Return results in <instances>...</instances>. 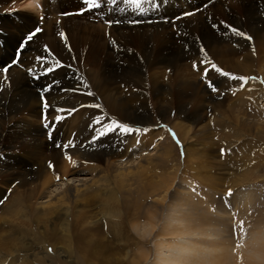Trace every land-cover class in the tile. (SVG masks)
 <instances>
[{
    "label": "bare ground",
    "instance_id": "obj_1",
    "mask_svg": "<svg viewBox=\"0 0 264 264\" xmlns=\"http://www.w3.org/2000/svg\"><path fill=\"white\" fill-rule=\"evenodd\" d=\"M68 1L0 0V68L12 63L18 51L21 52L19 64L9 69V72H12L9 74V87V83L1 82L2 79L7 78V74H0V90L9 88L12 90L10 94L4 90L6 94L2 93L4 97L0 98V111L6 112V117L12 115L14 118L17 112L27 107L34 113L35 118H39L38 115H40L41 119L44 107L38 99L44 95L49 97L50 93L47 91L51 88L53 80L61 75L64 67L78 60L73 56L60 55L59 58H54L55 61L46 60L42 68L35 66L38 53L61 50L60 45L56 44L52 36L55 23L50 22L49 24L48 22L54 16L58 19L59 15L55 13L77 12L87 7L82 5V0ZM112 1H115V8L111 7L112 2L108 3L106 0L101 10L98 11H101L109 21H119L121 24H113V27L118 30L148 25L167 27L165 22L167 7L163 11L164 0L142 2L138 13L129 14V16L126 15L124 9L129 7L130 10V6L135 5L119 3L118 0ZM232 1H220L217 9H213L214 20L218 24L222 14L230 13L229 8ZM155 6L159 9H155ZM244 7L251 12L246 17L242 14L245 18L243 17L241 22L246 27H250V35L244 33V36L251 37L250 40L234 34L229 28L230 31H227V28L223 29L221 39L216 37V32L213 39L210 38L212 34L206 35L215 27L205 30L201 26L200 30L190 28L191 30L193 28V36L198 40L194 38L186 41L191 45L189 46L191 51H189L190 48L186 49L185 43L183 46L181 44L182 53L185 51L186 53L182 57L183 54L179 48L177 60L183 62L182 60L188 56V60H193V62L186 63L185 66L180 65V69L176 67L177 76L173 77L176 78L177 84L169 93L171 98L169 105L178 106V119L186 118L195 125L200 123L198 116L194 117L193 113L192 116L184 108L188 103L198 104L199 108L204 104L206 100L204 95L201 94L198 97L194 95L195 90L202 88V83L196 84L195 79L184 82L181 74L183 69L186 71L188 65L197 61L206 63L205 66H197L196 70L201 74L207 72L208 76L212 77V79H207V82L216 80L220 82V86L226 83V86L219 88V97L216 95L218 98L215 96L208 101V103H211V100L215 101L218 113L225 112V107L231 103L225 101L230 99L229 93L232 92H229L230 90L233 89L242 96L240 100L236 98L232 108L229 105V110H237L234 114L230 113V119L225 117L224 113L221 117L217 113L214 119L218 126L224 123L227 125V128L222 131L223 137L219 144L228 151V154H232L236 167L219 160L213 147L215 145L213 135L209 136V130L214 131V127L206 126L204 134L208 131L207 135L196 140V137L191 135V132L196 130L191 125L192 122L187 125L176 120L175 128L184 143L185 167L193 172V177L210 191V194L202 195L200 190L195 191L189 187L187 170L181 177L178 163L174 161L173 152L176 151V146L170 137L168 136L169 139H167L166 135L146 132L152 126L151 117L146 118L148 115L146 109L148 106L145 108L147 97L143 93H140L141 96L133 94L127 102L125 101L129 108H122V112L117 108L118 101L124 102L127 98L117 99L114 93L109 94L112 91L110 84L106 87L107 89L104 88L109 96L96 98L99 76L94 75L92 79V74L86 75L88 57H84L85 64L76 63L80 72L76 74L72 69H67V72L72 73L65 79L72 85L81 81L79 87L81 98L77 103L70 101L64 103L62 107L55 105L61 102L60 98H53L47 111L45 109L47 112L45 114L49 117V129L54 127L53 133L51 131L49 134L48 130L45 131L46 128L44 129L40 121L37 127L27 125L22 127V130L20 129L21 138L15 134L9 136L10 138L6 140L8 145L5 144L7 150L0 154V178L3 176L8 178L6 188L14 187L8 202L4 200L6 202L0 205V262L9 258L8 264H264V124L258 118L241 116L246 112L242 110V107H247L249 103L254 104L258 99H264V35L262 34L264 33V14L259 15L260 13L256 14L254 11L255 9L264 12V0L255 2L247 0ZM21 8L26 9V12L19 15L22 23L20 25L19 21L10 20L9 16L18 18L14 13L19 12ZM150 9L154 12L151 13ZM230 9L233 10V8ZM188 11L190 10H186ZM181 12L169 16L175 19L176 16L182 15ZM93 17V14L84 12L83 18L76 15L74 18L94 22L96 19L94 20ZM134 21H144L145 24L137 26V23H132ZM179 22L177 23L180 24ZM170 24L169 26L172 27ZM34 26H38L41 31L38 36L36 35V40L27 41V34L34 31L29 32L28 30ZM223 27L226 26L223 24ZM169 29L172 30V28ZM200 31L205 35H202L201 40H199ZM164 33L158 30L153 35L157 51L156 44H161L166 38ZM24 34H26L25 37H23ZM3 36L6 47L2 49ZM235 36L239 37L238 41ZM24 40H26L25 43H23ZM38 41L40 43H37ZM16 42H18L17 45L10 48ZM11 52L15 54L12 59H10ZM194 52L198 56H195ZM173 55V50L169 48L166 56L158 58L156 63L155 53L152 57L142 56L141 63L136 64V67L127 75L129 74L132 79L136 78L138 87L142 90L143 85H148L140 73L138 76L137 72L141 70V66L146 70L153 67L159 69L163 66L164 71ZM237 55L242 56L239 58ZM9 59L12 61L10 62ZM74 64H70L72 66L69 67H74ZM174 64L171 65L174 66ZM213 65L223 72L244 77L246 83L241 80H232L231 76H221L213 69ZM25 66L26 70L23 71ZM189 68L192 70V66ZM48 69L52 71L49 73ZM253 72L261 74L262 84L250 78L251 75L257 76V73ZM192 74L189 73L188 79ZM218 83L215 82V84ZM73 88L75 87H70L71 90ZM89 92L92 95H89ZM166 93L168 92H164L161 88L152 91L153 96H156V103L160 104L159 108L163 106L161 103L163 98L161 100L160 96L164 97ZM6 95L11 96L8 98ZM3 99L10 103H3ZM37 101L39 104L36 103ZM132 103H138V105ZM91 104L98 106L94 105L96 108L92 112H90ZM257 108H259L258 115L254 114V116L261 118L264 115V108L261 106ZM140 112L143 116L139 115ZM66 114L69 115L66 116ZM71 114L73 119L65 120ZM160 115L165 117L170 115V112L164 110L160 112ZM116 116L118 123L125 122L131 126H139L146 131H134V134H127L125 138L117 130L115 133L107 134L96 143H92L91 141L96 140L100 131H107V125L115 121ZM57 117H59L58 120ZM211 124H213L212 119ZM73 133L75 137H72ZM164 136L166 139L157 144L156 141L163 140ZM11 139L13 142L16 141L14 145ZM66 139L75 140L82 146H77L67 152L73 155L71 158L61 159L64 149L57 148L56 144L64 145ZM206 141L209 142L208 150H204ZM105 143L108 145L103 147ZM18 145L27 149L24 150L26 154L18 152L20 151L18 149H21ZM47 151L52 154L48 156L50 157L49 162L46 161L47 156H44ZM20 159L19 163L25 167L18 166L17 161ZM49 164L54 165L50 168ZM5 169H7L6 173ZM50 169H53L55 173L59 172L60 176H53ZM14 183L16 185L12 186ZM225 192L227 193L224 194ZM133 232H137L142 240H138L139 237L134 236V238ZM131 237L134 240L132 244L130 243ZM148 237H151L149 246V243L145 241ZM132 247L137 251L133 255Z\"/></svg>",
    "mask_w": 264,
    "mask_h": 264
},
{
    "label": "rangeland",
    "instance_id": "obj_2",
    "mask_svg": "<svg viewBox=\"0 0 264 264\" xmlns=\"http://www.w3.org/2000/svg\"><path fill=\"white\" fill-rule=\"evenodd\" d=\"M50 1H53V0H50ZM71 0H69L68 2H70ZM106 1V0H104ZM220 1H223V0H200V3H199V0H164V8H163V11L165 10V8L167 7V14L165 16V22H166V26H162V25H148V26H141V27H135V28H132V29H121V30H118L117 28H114L113 27V24H121L119 21L118 23H112L111 25H109V23L107 21H109V19L106 17V16H103L102 15V12L101 11H96L95 12V16L93 17L94 18V22H90L88 19H86L84 21V19H80V20H76L74 17L75 15L71 16H64V14H67V13H72L71 11L69 12H65L64 14L63 13H55V15H59L58 16V19L57 16H54L53 18H51V20H49V24H51L52 22L55 23V29H54V32L52 34L55 42L57 45H60V49L61 50H57L56 52H54V50H50V51H46L43 53H38V57L36 59V65L37 67H40L42 68L44 66V63L46 60H53L55 61L54 58H59L60 55H68V56H73L74 59H78L77 61L75 60V62H72L75 66L74 67H69V66H72L70 64L72 63H69V66H66L64 67V70L63 72L61 73V75L57 76L53 82H52V86L51 88L47 91L50 93V99L48 96H41L40 99H38V101L40 103H42L44 105V103H47L48 106L52 104V101H53V98H60L61 102L59 103H56L55 105H59V106H63L65 105L64 103H68L70 101H74L75 103H77V101L81 98L82 94H80V85H81V81H79L76 85H72L70 84L67 80L69 74H71L72 72H67L69 69H72L74 72L73 73H79L80 71L78 70V66L76 63H79L82 65L85 64L84 63V57L87 58L88 57V62L87 63V67L85 68L87 73L86 75L89 76L92 74V79H94V75H96L95 77H98L99 79V85L96 90V98H99L102 97V98H106L108 97V93H107V88L106 87H109V84H110V89H112L111 92H109V94H113L114 96L117 97V99H121L122 97H124L126 100H124V102L128 101V98L130 99L131 96H133V94L137 95V96H141L140 93H143L148 101H147V104L145 105V108L147 109V112H148V115L146 116V118L149 116L151 117V120H150V123L152 124L151 127L148 128L149 131H146V129H143L142 127H139V126H131V124H127L125 123L127 126L129 127H132L134 130H144L146 131L147 133L150 134L153 133V134H156V135H166L167 139L168 136L170 137V139L172 140V143L174 144V146H176V151L173 152V154L175 155L174 156V161L176 163H178V168H180V173L182 175H180L181 177L183 176V174L186 172L187 170V179L189 180L190 184L188 185L189 187L193 188L195 191L196 190H200L201 194L202 195H206V194H210V191H208L198 180H196L194 177H193V172H191L190 170H188L187 167H185V160H186V156L184 155V143L181 141V137L180 135L178 136V132L175 128V124L177 123L176 120L182 124H187L189 125V123H191L192 121H188L186 118H179L178 119V106H170V95L169 93H171V91L174 89V85L177 84L176 82V78H174L173 76H177V72H178V69H180V67L182 65L185 66V64H189L190 62L192 63V61H189L188 60V56L186 58H184L182 61L183 62H180L179 59L177 60L178 58V51H179V48L181 46H183V43L186 44V49L190 48L189 51H191V46L189 44V42H186V41H189L190 39H194L195 37L193 36V28H198L200 30V26L203 30L205 29H212L213 27H215V29H213L212 32L209 33L208 31V34L206 35H211L212 37H210L211 39L215 38V36L218 38V39H221L222 37V34H223V29L227 28L226 30L227 31H230L229 29L231 28H237V30L239 32H242V33H245L246 35H250V27H246L244 24H241L242 20L247 16L248 13H251V12H248L247 11V8L244 7V3L247 2V0H240V1H236V0H233L232 3H231V6L230 8H233L230 9V13H224L222 14L221 18H219V24L214 20V11L213 9H217L218 7V4ZM257 0H248V2H255ZM99 2V0H98ZM119 3L121 2H124V0H118ZM193 2V3H192ZM238 2V3H237ZM241 2V3H239ZM126 3V2H125ZM104 5V3H102ZM194 4V5H193ZM210 4V5H209ZM111 7L112 8H115V1H112L111 3ZM189 5V6H188ZM215 5V6H214ZM241 5V6H240ZM70 6V5H69ZM72 6V5H71ZM70 6V7H71ZM185 6H188V7H185ZM110 7V8H111ZM132 7V8H131ZM181 7V8H180ZM239 7V8H238ZM192 8V9H191ZM202 8V9H201ZM121 9V8H120ZM132 9V10H131ZM155 9H159L155 6ZM197 9V10H196ZM204 9V10H203ZM23 10V12H22ZM131 10V11H130ZM130 10H129V7H126L124 9V12L126 13L127 16L130 15H133V14H136L138 13V8L136 6H130ZM137 10V11H136ZM186 10H190L188 12H186ZM246 10V11H245ZM123 11V10H122ZM130 11V12H129ZM151 13L154 12V10L150 9L149 10ZM182 11V12H181ZM183 11H185L183 13ZM206 11V12H205ZM254 11L256 12V14L260 13L259 15H262V13L264 14V12H260V11H257L254 9ZM26 12V9H22L19 11V12H16L14 13L16 16H18V18H16L15 16H12L10 15L9 18L10 20L14 21L15 22H18L20 23V25L22 24L21 23V19H19V15L21 13H24ZM134 12V13H133ZM182 15H179V16H176L175 19L174 18H171L169 15L170 14H175V13H180ZM190 12H196L190 16H186L185 17V13H190ZM204 12V13H203ZM209 13V14H208ZM246 13V14H245ZM63 14V15H62ZM96 14H98L99 16H96ZM203 16H202V15ZM245 16H243V15ZM195 16V18H193V16ZM199 15L201 17H199ZM240 15V16H239ZM64 16V17H63ZM78 16V15H76ZM84 16V15H83ZM83 16H78L79 18H83ZM184 16V17H183ZM56 17V18H55ZM100 17V18H99ZM183 17V18H182ZM244 17V18H243ZM185 18V19H184ZM188 18L190 20H188ZM241 18V19H240ZM187 19V20H186ZM192 19V20H191ZM195 19V20H194ZM197 19H201L199 22V20ZM204 19V21H203ZM237 19V20H236ZM53 20V21H52ZM62 20H63V23H62ZM175 20V21H174ZM194 20V21H193ZM209 20V21H208ZM180 21V22H179ZM191 23H190V22ZM240 21V22H238ZM51 22V23H50ZM115 22V21H113ZM140 22V21H138ZM137 22V26L139 25H144L145 22L144 21H141L143 22L142 24L141 23H138ZM177 22H179L180 24H178ZM204 22V23H203ZM206 22V23H205ZM227 24H226V23ZM35 23H37L35 21ZM169 23H171L170 25L172 27L169 26ZM209 25H208V24ZM222 23V25H221ZM232 23V24H231ZM175 24V25H174ZM193 26H192V25ZM196 24V25H195ZM207 26H206V25ZM223 24L224 26L226 27H223ZM226 24V25H225ZM229 24V25H228ZM238 24V25H237ZM191 25V26H190ZM217 25L219 27H217ZM231 25V27H230ZM244 25V26H243ZM160 26V28H159ZM174 26L175 29H174ZM182 26V27H181ZM198 26V27H197ZM204 26V27H203ZM223 28H222V27ZM229 26V27H227ZM233 26V27H232ZM38 26H34L32 29L28 30L29 32L35 30ZM156 27V28H155ZM165 27V28H163ZM187 27V29L185 28ZM191 27L192 30L190 29ZM212 27V28H211ZM113 28V29H112ZM150 28V29H149ZM154 28V29H153ZM159 28V29H158ZM169 28H172L169 29ZM229 28V29H228ZM244 28V29H243ZM246 28V29H245ZM249 28V29H248ZM106 29V30H105ZM162 30L163 32H165V40L164 42H162L161 44H156V48L158 49V51H160L158 53V51L155 49V45H154V41H153V35L158 31V30ZM164 29L166 31H164ZM178 29V30H177ZM184 29V30H183ZM190 29V30H189ZM221 31H220V30ZM248 29V30H247ZM156 30V31H155ZM181 32H180V31ZM27 31V32H28ZM154 31V32H153ZM170 31V32H169ZM249 33H248V32ZM144 32V33H143ZM169 32V33H168ZM217 34H216V33ZM219 32V34H218ZM232 32V31H231ZM175 33V34H174ZM221 33V34H220ZM172 34V35H171ZM179 34V35H178ZM200 34H201V31H200ZM216 34V35H215ZM264 35V33H262ZM26 34L23 35V37H25ZM185 35V36H184ZM203 33L200 35L201 37L199 38V40L202 39L203 36ZM221 35V36H220ZM38 36V34H37ZM37 36H35L32 40H36L37 39ZM179 36V38H178ZM187 36V38H186ZM193 36V37H192ZM220 36V37H219ZM175 37H177L175 39ZM192 37V38H191ZM236 40L238 41L239 40V37L238 36H235ZM185 40H184V39ZM209 38V40H211ZM172 39V40H171ZM178 41V43L176 41ZM181 40V41H180ZM194 40H198L197 38H195ZM2 43H3V47H6L5 46V38L3 36V39H2ZM20 41L19 37H18V42ZM165 41L167 42L165 44ZM175 43H174V42ZM213 41V40H212ZM14 43L10 46V48L12 47H15V45H17V43ZM26 40H24L23 43H25ZM37 43H40V41H38ZM173 43V44H171ZM177 43V44H176ZM164 44V45H163ZM182 44V45H181ZM63 45V46H62ZM162 45V46H161ZM168 45V46H166ZM175 45V46H174ZM179 45V46H178ZM181 45V46H180ZM90 47V48H89ZM92 47V48H91ZM162 47V48H161ZM173 47V48H172ZM64 48H67L68 50H65ZM167 48V49H166ZM171 48L173 50V55L172 56V60L170 62L169 65L166 66L165 70L163 71V66L162 65H165V64H160L162 66V68H159L157 69V67H153L152 69H148L146 70L145 67L141 66V70L139 69L138 70V76H139V73L140 75L145 79V81L147 82V85H143L144 86V89L141 90V88H139V84L137 82V79L136 78H131L130 75L127 73L130 72L132 69H134L136 67V64H138L139 62L141 63L143 57L145 56H149V57H152L154 56V53H155V57L154 59L156 60L155 63L158 61V58H163L166 56V53H167V50ZM18 49V48H17ZM164 49V50H163ZM166 49V50H165ZM10 50V49H9ZM178 50V51H177ZM66 51V52H65ZM164 51V52H163ZM166 51V53H165ZM176 51V52H175ZM79 52V53H78ZM175 52V53H174ZM180 52L181 54H183L182 57H184L186 51L184 53L183 50L181 51V48H180ZM5 55V53H3ZM125 56H124V55ZM151 56H150V55ZM165 54V55H164ZM177 54V55H176ZM11 58H13V56L15 55L13 52H11ZM158 55V57H157ZM194 55L195 56H198L197 54H195L194 52ZM143 56V57H142ZM239 57V55H237ZM235 56V59L238 60V57ZM242 55H240L241 57ZM15 57L16 55L14 56V61H13V64L15 65ZM176 57V58H174ZM239 57V58H240ZM7 57H5L6 59ZM111 58V59H110ZM130 58V59H129ZM9 59V61H10ZM186 59V60H185ZM20 60V58H19ZM81 60V61H80ZM110 60V61H109ZM128 60V61H127ZM141 60V61H140ZM235 60V61H236ZM12 61V60H11ZM10 61V62H11ZM26 61V60H25ZM42 61V62H41ZM80 61V62H79ZM160 62V60H159ZM178 62L180 64H178ZM4 64H6L5 62H3ZM2 63V65H4ZM9 63V62H8ZM115 63V64H113ZM175 63V64H174ZM27 64V63H25ZM53 64V63H51ZM132 64V65H131ZM171 64H174L171 65ZM186 64V65H187ZM193 64H196L197 66L201 67V66H205L206 63L202 62V63H199L197 61H195ZM193 64L192 65H188V68L186 67V71L185 69H183L181 71V74L184 78V82L186 81H193L194 79V82H196V84H201V87L200 90H195L194 92V95L195 97H198L200 96L201 94L204 95L206 97V100L204 102L203 105L198 106V104H192V103H188V105H185V108L184 110L187 111V113H190L192 115V113L194 114V117L198 116V119L200 120V123L198 124H194L193 122L191 123V125L193 127H195V130L194 132L192 131L191 132V135L195 136L196 137V140H199V137H205V135H207L208 131L205 132L204 134V131L206 130V126L208 128H213L214 127V131L212 130H209V136L213 135V142H214V149L216 151V154L218 155L219 157V160L223 163H227L231 166H234L236 167V163L233 161V156L232 154H228V151H226V149L223 148V146H221L219 143L221 142L222 140V137H223V134H222V131L224 129L227 128V125L224 123L222 126H218V124L215 122V116L216 114L218 113V111L216 110V104L215 101H212L211 100V103H208V101L212 98V97H215L216 95L219 97V94H220V87H224L226 86V83L224 82L221 86H220V82L218 83V81L215 80L216 83L218 84H215V82H207V79L211 78L210 76L207 75V77H205L204 73H200V71L197 72L196 68L193 67ZM1 65V64H0ZM133 67H131V66ZM181 65V66H180ZM109 66V67H108ZM130 66V67H129ZM160 66V67H161ZM183 66V67H184ZM189 66H192V70L191 68H189ZM30 67H33V66H30ZM36 67V68H37ZM69 67V68H68ZM122 67V68H120ZM173 67V68H172ZM177 67V68H176ZM3 68V67H2ZM2 68H1V73H4L2 72ZM76 68V69H75ZM111 68V69H110ZM156 68V69H154ZM194 68V69H193ZM68 69V70H67ZM117 69V70H116ZM162 69V70H161ZM189 69V70H187ZM23 71L26 70V66L22 69ZM31 70V69H30ZM153 70V71H151ZM156 70V71H155ZM160 70V71H159ZM151 72V73H150ZM185 72L187 74H185ZM12 73V72H11ZM10 72L7 73V78L5 79H2L1 81V76H0V81L1 82H6V83H9L8 84V87L10 86V82H9V74H11ZM113 73V74H112ZM158 73V74H157ZM175 73V74H174ZM189 73L192 74L191 75V78H189ZM199 73V74H198ZM253 73H257V72H253ZM126 74V75H125ZM150 74V75H149ZM156 75V76H155ZM158 75V76H157ZM126 76V77H125ZM137 76V77H138ZM150 76V77H149ZM154 76L156 78H154ZM188 76V77H187ZM230 76H236V75H231L229 73V77ZM59 78V79H58ZM64 78V79H63ZM252 80H255L258 82H260L262 84L263 82V79H262V76L261 74H258L257 73V76L256 75H251L250 77ZM62 79V80H61ZM205 79V80H204ZM109 80L110 83H109ZM130 80V82L128 81ZM155 80V81H154ZM210 81H214V80H210ZM248 81V80H247ZM66 82V83H65ZM102 82V83H101ZM116 82V84H115ZM155 83V84H154ZM174 83V84H173ZM63 84V86H62ZM65 84V85H64ZM69 84V85H68ZM137 84V85H135ZM213 85L215 86L218 91L217 92H213L211 91V88L208 87L209 85ZM54 85V86H53ZM71 85V86H70ZM106 85V86H105ZM90 86V85H89ZM118 86V87H117ZM142 86V85H141ZM146 86V87H145ZM169 86V87H168ZM2 87V85H1ZM70 87H75L73 88L72 90L70 89ZM114 87V88H113ZM151 87H153L154 89H152ZM156 87V88H155ZM62 88V89H61ZM103 88V89H102ZM106 88V89H104ZM138 88V89H137ZM149 88V89H148ZM163 89L164 92H168L165 94L164 97L160 96L161 100H162V104L163 106L161 108H159L160 104H157L156 103V96L152 94V91L153 90H156V89ZM173 88V89H172ZM263 88H264V84H263ZM54 89V90H53ZM115 89V90H114ZM117 89V90H116ZM203 89H207V91H203ZM6 90V92L8 94L11 93V89H4ZM3 89L0 90V98L1 97H4L2 96V93L3 94H6L5 91ZM104 92V95L103 92H99V91H102ZM105 90V91H104ZM170 90V91H169ZM51 91V92H50ZM57 91V92H56ZM98 91V92H97ZM114 91V92H113ZM203 91V92H202ZM232 91V92H231ZM56 92V93H55ZM69 92V93H68ZM106 92V93H105ZM147 92V93H146ZM206 92V93H205ZM229 93L231 96H230V99L229 100H225L227 102H231L229 105L230 107L232 108L233 104L235 103V101L237 100L236 98H240L242 99V96L238 95L239 93L237 92H234V90H230ZM79 93V94H78ZM101 95H100V94ZM116 93V94H115ZM131 93V94H130ZM205 93V94H204ZM236 93V95H235ZM67 94H70V95H67ZM75 95V96H72V95ZM130 96H129V95ZM190 95L193 93H189ZM105 95H108L106 97H104ZM129 97H127V96ZM207 95V96H206ZM11 95H6V97H10ZM52 96V97H51ZM54 96V97H53ZM67 96V97H66ZM78 96V97H77ZM98 96V97H97ZM215 97V98H218V97ZM223 96V95H222ZM238 96V97H237ZM47 97V98H46ZM70 97V98H68ZM64 98V99H63ZM67 98V99H66ZM166 98V100H165ZM239 99V100H240ZM4 100V99H3ZM45 100V101H44ZM188 100H189V97H188ZM36 102L39 104V102ZM49 101V102H48ZM3 103H10L9 101H2ZM118 106L117 108L120 109V111L122 112L123 109H127L129 108V105L128 103H124L123 101L119 100L118 101ZM122 102V103H120ZM165 102V103H164ZM168 102V103H167ZM62 103V104H61ZM127 104V106H126ZM132 104H136L138 105V103H132ZM140 104V103H139ZM161 104V105H162ZM227 104V103H226ZM96 104H91L90 106V112L94 111V109L96 108V106H94ZM122 105V106H121ZM133 105V106H134ZM158 105V107H157ZM194 105V106H193ZM197 105V106H196ZM229 105L225 107V112L224 113V116L229 118L230 119V113L234 114V112H236L237 110L235 111H232V110H229ZM256 105V106H255ZM6 106V105H4ZM170 106V107H168ZM257 106H261V108H264V99H258L256 101V103H249L247 105V107H249V109L247 107H242L243 111L245 110L246 112L245 113H242L241 116H245L244 118H258L260 119V122L264 124V115H262V117H257L258 115V109ZM204 107V108H203ZM123 108V109H122ZM165 108V109H164ZM26 109V110H25ZM149 109V110H148ZM156 109V110H155ZM170 109V110H169ZM172 109V110H171ZM255 109V110H254ZM166 110V112H170V115L168 116H165L163 117L162 115H160V112L161 111H164ZM168 110V111H167ZM30 108H27L25 107L22 111L20 112H17L16 115L14 116V118H12V115L9 116V117H6V112L4 111H0L1 113V116H0V154L4 151V150H7L5 149V144H6V140H8L13 134L17 135L19 138H21L19 135L21 134V130H22V127H26L27 125H33V126H38L40 124V122L43 124V126L45 124H48L50 126V123L48 122V115L47 112H45V109H44V112H42V115H41V119H40V115L39 118H35L34 117V113H32V111H30ZM47 111V109H46ZM120 111L118 110V112L120 113ZM160 111V112H159ZM242 111V112H243ZM198 114H197V113ZM3 113V114H2ZM46 113V114H45ZM223 113H218V115L221 117L223 116ZM247 113V114H246ZM196 114V115H195ZM245 114V115H244ZM254 114H257L254 116ZM4 115V116H2ZM69 115V114H68ZM66 114V116H68ZM117 115V113H116ZM119 115V114H118ZM139 115H142L143 116V113L140 112ZM229 117H228V116ZM248 115V116H246ZM72 114L70 115V117H66L65 120H69V119H73V117H71ZM193 116V115H192ZM200 116V117H199ZM30 117V118H29ZM119 118H121V116L119 115L118 116ZM118 117L116 116L114 119L116 122H118ZM44 118V119H43ZM123 118V117H122ZM164 118V119H163ZM36 119V120H35ZM74 119H76V117H74ZM211 119H212V122L213 124H211ZM40 121V122H39ZM32 122L34 124H32ZM38 122V123H37ZM188 122V123H187ZM123 123V122H122ZM4 124V125H3ZM6 124V125H5ZM38 124V125H37ZM197 127V128H196ZM204 127V128H203ZM46 127L44 126V129ZM91 128V126H90ZM201 130H200V129ZM21 129V130H20ZM49 132V134L53 133L54 131V127L50 128L47 127L45 129V131ZM199 131V132H198ZM197 132V133H196ZM212 132V133H211ZM48 134V136H50ZM75 133L72 134V137H75L74 135ZM197 134V135H196ZM10 136V137H9ZM127 134H123V137L127 138L126 137ZM49 141L51 142V139L50 137H48ZM198 138V139H197ZM165 136L163 138V140H157V144L160 143V142H163L164 141ZM2 141V142H1ZM12 141V139H11ZM16 142V141H14ZM14 142L12 141V145H14ZM17 144V143H16ZM59 144V143H58ZM56 144V145H58ZM208 144V145H207ZM8 145V144H6ZM61 145V144H59ZM64 145H67L66 148H63L64 150L62 151V155H61V159L63 158H71L73 155L71 154H68L67 152L69 151H72V149H75L77 146H82L81 144L77 143L75 140H70V139H66L64 141ZM108 143H105L103 147L107 146ZM204 147H206L204 150H208L207 147H209V142L206 141L204 143ZM19 147L18 148H21V149H18L20 151L18 152H24L26 154V151L24 150H27V149H23L24 147H20V145H18ZM22 146V145H21ZM155 146V144H154ZM57 147V146H56ZM58 148V147H57ZM224 151V155H221V151ZM23 153V154H24ZM47 153V154H46ZM183 153V154H182ZM210 153V151H209ZM46 154V155H45ZM52 155L49 151L45 152L44 153V156H47V162H49V158L48 156ZM9 156V155H8ZM185 158V160H184ZM69 160V159H68ZM18 163L21 162V159L19 161H17ZM24 162V161H23ZM70 161H68L69 163ZM180 164V166H179ZM54 165V164H53ZM106 165V163H105ZM190 164H188L189 166ZM20 167H25L22 163H19ZM55 168V167H54ZM59 168V167H57ZM7 169H5V173H6ZM51 173L53 174V176H56V175H59V172L58 173H55L53 169H50ZM60 176V175H59ZM8 178L6 176H3L2 178H0V199L2 198V201L3 202H6L9 198H10V195L12 193V189H14V187L12 186H15L16 183L12 184V188H6L5 184H6V180ZM5 180V181H4ZM227 192H225L224 194H226ZM200 194V193H199ZM6 200V201H4ZM8 202V201H7ZM2 203H0L1 205ZM144 204H146V202H144ZM139 234L136 232H133L132 233V236L134 237H139L137 238L138 240H142L140 236H138ZM133 237H131V241L130 243H134V240H133ZM134 237V238H135ZM151 241V237L145 239V241H147V243H149ZM151 245L150 243L148 244V246ZM131 251L132 252V255L137 252L136 249L134 247L131 248ZM115 251V250H114ZM119 252V251H117ZM138 254V253H137ZM130 258H134V256H130ZM8 259H6V261L4 262H0V264H8ZM97 262V260H96ZM98 264V263H97ZM122 264H128V263H122Z\"/></svg>",
    "mask_w": 264,
    "mask_h": 264
},
{
    "label": "snow or ice",
    "instance_id": "obj_3",
    "mask_svg": "<svg viewBox=\"0 0 264 264\" xmlns=\"http://www.w3.org/2000/svg\"><path fill=\"white\" fill-rule=\"evenodd\" d=\"M104 2V0H82V5L83 6H87L85 8V11L86 12H89L91 14H93L95 16V12L98 11V10H101L102 8V3ZM108 3H111L112 0H107ZM124 2L126 3H129V4H133L135 5L138 9L141 7V4L142 2L146 3V2H150V0H124ZM78 15H83L84 12H80L79 10L77 11ZM193 13H185V16H190L192 15ZM109 23V25H111L112 23H114L113 21H107ZM115 23H118V21H116ZM133 24L137 23V22H132ZM234 34L238 35V36H241V37H244L245 39H251V37H246L244 36V33L242 32H239L237 29L235 28H231L230 29ZM41 31V29L39 27H37L33 32H31L28 36H27V41H31L33 39V37H35L39 32ZM16 64H19V61H15ZM193 67L194 68H197V65L196 64H193ZM213 69L219 73L221 76H224V77H228L229 76V73L227 72H223L221 71V69L217 68L216 65H213L212 66ZM2 71L7 74L9 72V67H4L2 69ZM49 73L52 71V69H48ZM205 77H207L208 73L205 72L204 73ZM231 79L232 80H241L243 82L246 83V79L244 77H238V76H231ZM84 87H88V85H84ZM209 87L211 88V91L213 92H217L218 89L213 86V85H209ZM47 91V89H46ZM89 95H92L91 92L88 93ZM44 109H47L48 108V104L47 103H44L43 105ZM98 107V106H97ZM59 119V117H57V120ZM46 128L49 127L48 124H45L44 125ZM117 130H119L120 133L122 134H134V131H138L137 130H134L132 127H129L127 126L125 123H118L116 121H113L112 123L108 124L107 125V131H100L99 134L96 136V140H93L91 141L92 143H96L98 140H100L101 138L105 137L107 134H110V133H115ZM57 147H63V148H66L67 145H56ZM183 154V153H182ZM221 155H224V151L222 150L221 151ZM49 167L52 168L53 165L49 164ZM59 179V177H58ZM229 195H231V192H229ZM0 203H3V201H0ZM49 251H51V249H49Z\"/></svg>",
    "mask_w": 264,
    "mask_h": 264
}]
</instances>
